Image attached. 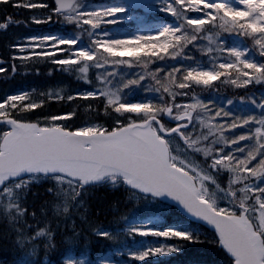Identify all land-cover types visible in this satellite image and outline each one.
<instances>
[{"label": "snow or ice", "instance_id": "6c2138e0", "mask_svg": "<svg viewBox=\"0 0 264 264\" xmlns=\"http://www.w3.org/2000/svg\"><path fill=\"white\" fill-rule=\"evenodd\" d=\"M136 9L163 13L158 30L115 35L144 25ZM0 13L5 34L67 28L6 41L0 79L83 82L0 95V246L18 254L0 264H49L61 246L57 264H171L205 243L221 264H264V0H0ZM222 87L239 94L197 93ZM101 189L123 194L117 227L90 211Z\"/></svg>", "mask_w": 264, "mask_h": 264}, {"label": "trees", "instance_id": "16d2710c", "mask_svg": "<svg viewBox=\"0 0 264 264\" xmlns=\"http://www.w3.org/2000/svg\"><path fill=\"white\" fill-rule=\"evenodd\" d=\"M14 14L18 15V18H27V14L30 12L28 9H9ZM2 14V13H0ZM47 25H36L34 23H30L28 26L24 24H20L18 26H13L9 29L8 33L0 32V53L7 51L5 48V43L8 40H12L17 36L31 35L32 33H38ZM3 56L0 55V60H3ZM8 69L6 68V71ZM4 73H0V77H2ZM83 85L82 81H77L74 78H69L60 73H55L51 76L47 75L43 70L40 75L28 74V75H20L19 73L13 79L3 80L0 79V95L7 92H14L18 89H32L35 88L39 92L40 90H47L49 88L56 90L59 88L68 90H74L77 87ZM197 93L201 97H209L214 99L217 103H224L225 98L238 95V90H234L227 87H222L219 91H209V90H201L197 89ZM52 111L58 110L55 105L51 109ZM39 111V110H37ZM42 190V186L40 189ZM123 194L120 192H109L106 189H101L93 192L88 197V204L91 212H95L98 208L99 212V220H101L104 226H112L117 227L112 223V217L114 215H118L124 212L123 205H118V211L113 212L112 203L114 200L120 198ZM37 202L40 197L38 196ZM155 217L154 222L157 223H171L175 217H172L171 214L163 209L153 208L148 213ZM6 227V223L0 220V231H3ZM79 249L76 250L77 254L79 253ZM106 248L101 247L100 245H93L91 249V255L93 257L97 255H102ZM65 253L64 248L58 247L57 251L50 254L48 257L49 264H57L60 256ZM18 254H14L10 249H6L3 246H0V261H11L16 259ZM221 255L215 249V247L211 244H197L186 250L182 254H176L171 258V264H189L191 261L197 262V264H221Z\"/></svg>", "mask_w": 264, "mask_h": 264}, {"label": "rangeland", "instance_id": "374dc122", "mask_svg": "<svg viewBox=\"0 0 264 264\" xmlns=\"http://www.w3.org/2000/svg\"><path fill=\"white\" fill-rule=\"evenodd\" d=\"M96 2H102V0H96ZM148 12H150V11H146V10H144L143 12H140L139 14H136V15H139V16H142L143 17V15H144V13H148ZM125 23H132V25H136L137 23H136V21H135V19H133L132 21H125ZM61 33H65V32H61Z\"/></svg>", "mask_w": 264, "mask_h": 264}]
</instances>
